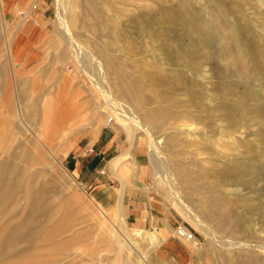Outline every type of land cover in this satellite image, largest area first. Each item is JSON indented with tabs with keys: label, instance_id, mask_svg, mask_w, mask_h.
<instances>
[{
	"label": "rangeland",
	"instance_id": "obj_1",
	"mask_svg": "<svg viewBox=\"0 0 264 264\" xmlns=\"http://www.w3.org/2000/svg\"><path fill=\"white\" fill-rule=\"evenodd\" d=\"M7 2L0 4V152L8 165L16 166L18 187L0 212V235L23 217L35 195L45 205L51 231L40 248L5 264L32 257L44 264H224L235 257L229 243L248 242L253 232L264 238V208L253 209L260 202L258 189L264 187L263 5L257 0H71L69 38L56 27L55 0H16L9 12ZM93 6L109 19L102 30L90 18ZM150 6L151 25L128 21L129 15L146 14ZM172 8L182 11L183 19L172 20ZM165 9L169 15L163 16ZM200 20L215 29L220 57L197 42ZM22 22L26 29L35 27L26 38L18 31ZM249 24H254L256 36L248 32ZM234 27L250 49L242 61L230 50ZM32 44L38 50L24 56ZM94 45L113 50L108 58L127 70L146 107L160 106L170 113L157 121L160 131L152 139L136 130V140L126 147L128 124L108 106L111 99L121 104L126 99L107 71L102 70L100 79L95 58L84 59V70L74 54ZM189 67L194 83L186 86L179 74ZM229 78L236 81L228 83ZM248 86L256 95H250ZM226 100L242 108L227 116L220 111ZM145 106L132 111L136 119ZM63 111L67 114L60 118ZM143 122L150 128V122ZM98 129L108 145L103 154L91 151ZM92 135L94 141L86 143ZM163 137L170 138L169 148L184 173L178 188L182 198L171 194L168 180L174 182V175L167 179L154 166L151 143L159 147L158 157H165ZM116 143L126 160L113 171L107 161L116 153ZM65 145L70 147L62 154ZM97 155L92 174L98 179L85 182L68 168V159L94 161ZM116 171L129 172L127 181L135 185L123 189L120 201ZM213 192L228 203L224 209L232 224L223 228L204 219L214 210ZM238 194L245 201H235ZM179 199L189 216L204 220L213 231L196 228L178 207ZM178 226L191 234L188 239L196 238L195 245L178 234ZM141 227L145 230L139 231ZM145 232H153L154 241L148 242ZM250 245L243 250L251 257L257 253L254 243ZM70 252L74 255L65 257ZM258 258L262 264V256Z\"/></svg>",
	"mask_w": 264,
	"mask_h": 264
},
{
	"label": "bare ground",
	"instance_id": "obj_2",
	"mask_svg": "<svg viewBox=\"0 0 264 264\" xmlns=\"http://www.w3.org/2000/svg\"><path fill=\"white\" fill-rule=\"evenodd\" d=\"M257 1L261 5L264 6V0H257ZM4 2H5V0H0L1 5H4ZM107 3H108L107 9L112 10V5L109 2H107ZM70 4H71V0H55V5L57 8L56 27L58 28V32L60 31V32H62V34H67V37H69V38H71V36H72L70 29H69L68 14H67V9H69ZM134 4H135V2H134ZM96 8H94V6H93L89 12V15H90V18L92 20H94V22H95L94 24L96 25V28L102 30L103 26L108 24L109 19L105 18L104 12H102L101 10H98ZM137 9H141V6L138 7ZM153 10H154V8H152L150 6L147 8L146 14H143L140 11L135 16L134 15H129V17L127 16L128 17L127 19L129 22H131L132 24H134L136 26L137 25L140 26L144 23H147L149 26L154 22L153 15H152ZM170 11H171V19L172 20L183 19L184 14L182 11L178 10L177 8H172ZM161 13L163 16H165V14L169 15L168 11L166 9L164 11L162 10ZM262 14L264 15V11ZM145 15L147 16V18L145 17ZM74 18L76 19V17H74ZM80 23H81V21H80ZM253 26H254V24H253ZM253 26H251L249 24V26H247V30L252 35H255V33H256V32H254L255 27H253ZM197 29H199L201 31V33L196 38L197 42H199L200 44H204L205 46H208L210 48L215 49L216 44H217V35H216L215 29L208 26L204 20L199 21ZM239 31H240L239 27H234L232 29V37L229 41H230V50L237 55V57L240 61H242L243 57L250 52V49H247L244 46L242 39L239 36V34H240ZM87 33H85V34H87ZM174 35H175V33H174ZM91 37H93L95 40L94 44L96 42L98 43V37L97 36L91 35ZM253 50H254V48H253ZM74 51H75L74 54L76 55V59L80 62L81 68L84 70L86 69V67L84 65V59L89 58V59H91V61H93L92 58H95L94 62H92L93 67H95L98 70L101 69V71L102 70L107 71V73H108L107 75L112 78L113 86L118 90V93L120 94V96H122L124 99H126L125 104H121L120 102L111 99L110 102H108V106L110 109H112V111L115 114H117V117H119L121 120L127 122L128 125L126 128L129 130L127 138L131 142L133 139H135L136 130H141L143 133L147 134L149 136V138H151V139H152L151 134L153 132H155L156 134L159 133L160 128H159L157 121L164 119V118H168L170 116V113L167 112L164 108H162L160 106H156V107H152V106L146 107L145 106L144 100H143L142 94H141V89L135 83V81L129 76L127 70L121 69L119 67V62L111 61L110 60L111 58L110 59L108 58L107 54L113 53L112 49L103 48V47L94 45L93 48H89V49L85 48L81 52L79 50H76V49ZM214 54L216 56H219V57H220V55H222V53L220 51H218L217 49L214 50ZM104 74L102 71V73L100 75V79H102L104 77ZM179 77L182 80H184L186 86H190L191 84L194 83V80H193L194 79V69H192L190 67L185 68V69L182 68L180 71ZM100 79L93 78V80H98L101 83L102 81ZM235 81H236L235 78H231V79L229 78L227 82L233 84ZM248 91H249L250 95H256V91L253 88L249 87ZM144 106L146 108V112L139 115V117L136 119L134 117V112H132V111H134V109H135V111L140 110L139 108H143ZM237 107L242 108V105L235 104L231 101L226 100L221 105L220 111L222 113H224L225 115L229 116L231 114V112L234 109H236ZM258 112H261V110L258 109ZM144 120L151 123L150 128L144 126V122H143ZM168 140H170L169 137L168 138L163 137L164 147H162V148H164L163 149L164 151H168V152H167V155L165 157H162V158L158 157L160 155L159 147L156 146L154 143H153L154 144L153 145L150 142L151 146L153 148V152L155 154L153 156H155V158H156L154 166L157 170H159L161 172L162 176L166 177L167 179L169 178V175H171V174L174 175V182H171L170 180H168V183L170 184L171 189H172L171 194L174 193L178 197L182 198L183 197L181 194L182 191L179 190L178 188H179V184L181 183V181H180L181 177L184 176V173L181 170V168L179 167L178 162H176L177 156L175 157L174 156L175 154H173L169 148L170 143ZM245 166L247 169H251V166L249 164H245ZM15 171H16V166L15 165H8L6 163L5 157L0 152V182H1V184H0V212L6 207V205L8 203L11 202L12 193L16 189V187H18L17 186L18 181L13 177V174ZM246 184H248V186H249V183H246ZM180 187H181V185H180ZM250 188H253V186H251ZM238 192H240V191H238ZM258 192L261 193L259 196L260 202L258 203L257 207L253 208L254 210L264 208V187L258 189ZM219 195L216 193H214L212 195L211 198L213 199L214 210L211 211L209 209L210 212H207L206 215L204 213V215H205L204 219L216 220V227L217 228H223L224 226H226L228 224H232V221L230 220V217H228L225 214L224 208L226 207V205L228 206V203L224 198H222V197L220 198ZM245 199H246V197L244 195L238 194L236 196L235 201L242 202V201H245ZM177 204H178V207L181 209V211L185 214V216L187 215V217L190 219V222L196 228L204 229V230L209 229V231H211V232L213 231L208 227V224L206 222H204V220L199 219V218H194L195 216L194 217L189 216L187 214V211L185 210L184 205L180 203V199H179ZM203 210H205V209H203ZM47 216L48 215H47L45 205H43L41 199L38 196L35 195V197L33 199L28 200L27 211L23 215V217H21L20 220L16 221L14 224L8 226L7 228H4L2 234L0 235V264H5V261L8 262L12 258L26 254L27 252H30V251L34 252V250H37L38 248H40L39 246L44 245L45 242L47 241V239H50L49 232L51 230H49V225H46V224H48ZM183 229L185 230V228H183ZM251 235L253 238L248 242H243V243L241 241L240 242H231V243L228 242L229 243L228 248H229V250L234 251L235 257L231 260H228L226 263L224 262V264H257V262L259 261L258 255L262 256L261 262H262V264H264V238H260L259 236L257 237L256 233L254 234V232ZM154 236H155V234L153 232H149V233L145 232L143 237L149 242V241H152L154 239ZM214 236L216 237L215 234H214ZM118 238H119V234H117V238H115L116 239L115 241L117 243V247L119 249H121L122 244ZM194 239H196V238H191V239H186V240L195 245L196 241ZM251 242L254 243L252 249L257 254H254V256L250 257L247 253L244 252L243 248L252 246V245H250ZM74 253H75V251H74ZM71 255H74V254H71V252H70V254H66L65 257H69ZM244 258L247 260L246 261L247 263H244V260H245ZM67 263L69 264V261ZM21 264H44V262H43V260H36L34 257H32L28 261L21 263Z\"/></svg>",
	"mask_w": 264,
	"mask_h": 264
},
{
	"label": "crops",
	"instance_id": "obj_3",
	"mask_svg": "<svg viewBox=\"0 0 264 264\" xmlns=\"http://www.w3.org/2000/svg\"><path fill=\"white\" fill-rule=\"evenodd\" d=\"M7 1H8L7 2L8 9H6V10L8 12L14 11L13 7L15 5L16 0H7ZM25 7L28 9V13H29V7H27V6H25ZM20 26H21V28H19L18 31L23 36V38L28 37L29 34L32 32V30L35 28L34 25L32 24L28 29H26L25 28L26 25L23 22L21 23ZM38 26H42L44 28L46 25L38 23ZM39 41H40V39L38 38L37 41L35 42V45ZM32 45L33 46L30 47L29 51H24V53H23L24 56L28 57L31 54V52H30L31 50H34V51L38 50L34 44H32ZM32 58H35V57L31 56L30 59H32ZM64 113L65 112L63 111L60 118H64V115L67 114V113L66 114H64ZM98 130H99V132L97 133L96 139H95V136L92 135L93 137L86 143H92L95 139V141L93 142V147H91V151L95 148L94 154H99V152H101L103 154L107 150L108 145H107L106 141L104 140V136H102V135H104V133H102L103 131L101 129H98ZM132 143L133 142H131L128 138L126 139V147L127 148H129L132 145ZM69 147H70V145L69 146L65 145L64 149L62 150V154H64ZM115 149H116V153L113 154L107 161V166L109 167V169H111L113 171L117 165L121 166V164L126 160V159L124 160V158H120V155L122 154L120 151L121 150L120 144H119V147H117V143H116ZM95 157L97 159H94V161L91 158H87V157H78V158H74V159H68L69 160V161H67L68 168L70 170H72L74 173L77 170V172L75 174L78 175L80 177V179H82L83 181H85V182L90 181L92 179V177L94 176V174H92V171H95L97 169V163H98V160L100 158V157L98 158V155ZM115 174H116L117 178L119 179L121 186H122V188L119 191V195L116 197L117 200L120 201L122 192L125 190V187L126 186L130 187V186H135V185L130 184L129 181H127V178H129V176H128L129 172H127V174H124V173H120V172L116 171ZM94 177H95V179L97 178L96 175ZM105 191H106V189H105ZM138 230L140 231V230H145V229L143 227H141Z\"/></svg>",
	"mask_w": 264,
	"mask_h": 264
},
{
	"label": "built area",
	"instance_id": "obj_4",
	"mask_svg": "<svg viewBox=\"0 0 264 264\" xmlns=\"http://www.w3.org/2000/svg\"><path fill=\"white\" fill-rule=\"evenodd\" d=\"M111 118L108 116L106 119V122H108ZM176 231L179 235L183 236L184 238L188 239L191 237V234L189 232H186L182 227L178 226Z\"/></svg>",
	"mask_w": 264,
	"mask_h": 264
}]
</instances>
